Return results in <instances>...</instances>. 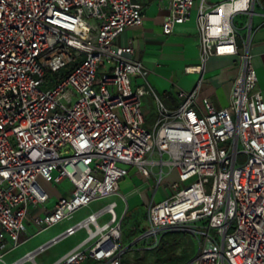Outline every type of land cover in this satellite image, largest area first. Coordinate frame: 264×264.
Returning <instances> with one entry per match:
<instances>
[{"label":"built area","instance_id":"built-area-1","mask_svg":"<svg viewBox=\"0 0 264 264\" xmlns=\"http://www.w3.org/2000/svg\"><path fill=\"white\" fill-rule=\"evenodd\" d=\"M161 1L168 11L165 34L192 18L196 0ZM258 3L199 0L204 65L212 55L237 56L243 65L229 105L218 109L205 96L200 112L202 79L190 91L179 90L176 108H168L152 88L134 86L133 77L147 71L131 58L134 47L116 39L142 25V4L0 0V257L92 201L118 193L120 181L136 167L145 177L156 176V189L166 182L170 189L147 204L141 240L156 246L166 230L185 229L199 248L184 264H264V91L257 87L249 38L238 46L235 23ZM66 66L72 67L68 74L40 88L49 73ZM150 95L158 114L153 132L144 126V99ZM173 172L177 177L169 181ZM64 179L71 193L49 205L48 184ZM117 205L108 203L5 264H37L38 253L82 228L86 237L52 264H121L126 212L119 217Z\"/></svg>","mask_w":264,"mask_h":264},{"label":"crops","instance_id":"crops-1","mask_svg":"<svg viewBox=\"0 0 264 264\" xmlns=\"http://www.w3.org/2000/svg\"><path fill=\"white\" fill-rule=\"evenodd\" d=\"M134 1L144 6V21L140 26L127 28L116 39L118 45L131 44L134 47L131 58L140 61L143 70L147 71L145 75L138 74L133 77L134 86L145 85L147 88H152L168 108H176L180 104L179 90L190 91L198 80L202 79V87L197 97L199 111L205 112L201 107L205 96L218 109L228 106L233 84L242 74L243 65L239 58L233 55L209 56L204 65L201 60L200 25L197 17L199 0H196L192 18L176 25L170 34H165L163 31L164 18L168 12L163 1ZM224 1L227 0H207V4L215 5ZM263 11L264 0H260L253 14L241 13L235 17V23L241 34L238 36L240 41L237 37V44L243 48V39L249 38V52L258 75L257 87L262 91H264ZM247 21L251 22L250 28L246 27ZM199 67H203L201 72L198 71ZM144 109L147 115L155 113V104L151 95L145 97ZM172 177L176 179L175 172L170 174L168 180L173 181ZM150 178L145 177L136 167H130L129 174L120 181L118 190L119 196L124 201L123 213L141 203L147 205L152 200L160 201L170 193L168 182L159 189L155 188L154 182L146 185ZM66 181L71 184L68 179L60 183ZM60 183L48 184L51 193L49 205L59 197L71 193L72 184L70 187L66 185L59 188ZM117 204L118 207L119 203Z\"/></svg>","mask_w":264,"mask_h":264},{"label":"rangeland","instance_id":"rangeland-1","mask_svg":"<svg viewBox=\"0 0 264 264\" xmlns=\"http://www.w3.org/2000/svg\"><path fill=\"white\" fill-rule=\"evenodd\" d=\"M240 41V37H238ZM84 58V56L82 57ZM105 65L102 63L98 71L97 83L100 82ZM57 73H49L46 76L48 84L44 83L40 86L41 89H48L56 81ZM158 120V114L152 112L150 115L145 116L144 126L149 131L153 132L156 121ZM245 159L244 156H240V161ZM173 179V177H172ZM175 180V179H173ZM156 181V176L152 175L150 182ZM71 184L69 182H63L58 184L59 188ZM117 201L119 206L116 208V212L119 217H122L124 211V201L121 199L118 193L112 194L107 197L99 198L90 203V205L83 207L73 214L70 219H65L50 228L30 236L29 239L22 242L17 248L9 252L3 257H0V264L13 263L23 259L26 254L35 251L39 247L49 243V241L66 230L69 225L83 220L92 211L98 210L112 201ZM146 204H139L134 208L126 211L123 218L122 229V245L127 247V251L122 254L121 264H184L194 258L196 255L199 243L196 236L185 229H168L162 235L156 246H153L152 241H143L140 239V234L146 227ZM109 216L103 215L100 222L103 223ZM233 228L230 229V231ZM32 232H36L34 227L31 228ZM86 237V230L84 228L79 229L75 234L61 239L59 242L47 247L44 251L38 253L35 257L37 264H52L60 259L65 253L74 248ZM8 245L7 248H10ZM21 264H35L32 260H26Z\"/></svg>","mask_w":264,"mask_h":264},{"label":"trees","instance_id":"trees-1","mask_svg":"<svg viewBox=\"0 0 264 264\" xmlns=\"http://www.w3.org/2000/svg\"><path fill=\"white\" fill-rule=\"evenodd\" d=\"M71 69H72L71 66H66L65 68L61 69L62 72L60 74H58L59 78L65 76L66 74H68Z\"/></svg>","mask_w":264,"mask_h":264}]
</instances>
